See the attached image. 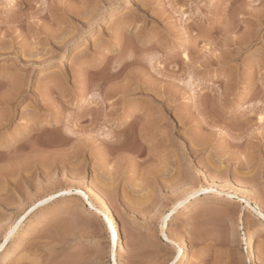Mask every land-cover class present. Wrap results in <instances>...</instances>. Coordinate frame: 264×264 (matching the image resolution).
I'll list each match as a JSON object with an SVG mask.
<instances>
[{
  "label": "rangeland",
  "instance_id": "rangeland-1",
  "mask_svg": "<svg viewBox=\"0 0 264 264\" xmlns=\"http://www.w3.org/2000/svg\"><path fill=\"white\" fill-rule=\"evenodd\" d=\"M90 187L121 264H264V0H0V264H113Z\"/></svg>",
  "mask_w": 264,
  "mask_h": 264
},
{
  "label": "bare ground",
  "instance_id": "bare-ground-1",
  "mask_svg": "<svg viewBox=\"0 0 264 264\" xmlns=\"http://www.w3.org/2000/svg\"><path fill=\"white\" fill-rule=\"evenodd\" d=\"M150 125H152V124H150ZM200 174L201 175L202 174L204 175L203 170L200 171ZM164 189H165V187H164ZM223 189H225V188H223ZM205 191L206 192L221 193V194L222 193H226V195L229 196L230 198L233 195V194L227 193L226 191L215 190L214 188H211V187L205 189ZM70 195H72L71 194V191L65 190L63 192H59L57 194L49 195L48 197L43 198L42 200H40L39 202H37L32 207V209L29 211L27 217L28 216L30 217L31 215H34L35 216L37 213H39V211L44 210L47 206H49L52 203L54 204L55 201H57L58 199L64 198V197H67V196H70ZM76 195L79 196V197H82L84 199V201L91 207V209H93V211H95L97 214L102 215L104 217L105 226L109 230V237L108 238L110 240V254H111L110 256L112 258L113 264H121V260L120 259H121V257L123 255H125V253H126L127 250H126V246H125V244L123 242V239H122V237L120 235V231H121V228L122 227H120L118 225V216H117L116 212L114 211L111 203L102 194L95 193V191L91 187L88 189V191H85V192L84 191H81V190H78ZM242 196H244V195H242ZM200 197H201V195H200V192L199 191L198 192H195V193H193L191 195H189L184 200H182L179 203H177V205L175 204L176 206L173 208L172 212L170 214H168V217L165 219L164 224H163L162 234L164 235V237L166 239V242L170 246H174V245L177 246L176 241H174V239L170 238V236L167 234V230L170 229L169 228L170 227V222L172 223V219L175 217V215L178 214V212L180 211V208H183V207L184 208H188L191 204L196 203V201ZM241 198H239V199H241ZM243 199H244L243 201L246 202L247 207H250V208L254 209L260 215V217L262 216L264 218V212L262 211V209L257 208L254 205V203L252 202V200H249L247 197L246 198L244 197ZM27 217H26V219H27ZM28 221H30V220H28ZM262 226L264 227V225H262ZM31 227H32V225H31ZM20 229H22V228H20ZM32 229H33V227H32ZM30 230H31V228H30ZM13 234H14V232L13 231H10L9 236L7 238L6 244H8V245L6 247V249H7L6 250V255L4 254L5 255V258L3 260L4 263H7V262H9L12 259V257H11L12 256V248L10 249L8 247H9V244L11 243L12 239L14 238ZM255 238H256L255 233H249L245 237V241L244 242H245V245L248 248L247 255H248L249 258H255L256 257V250H255V247H254ZM184 257H185V249L180 246V251H179L178 255L176 256L175 260L171 264H181L182 261H183V259H184Z\"/></svg>",
  "mask_w": 264,
  "mask_h": 264
}]
</instances>
